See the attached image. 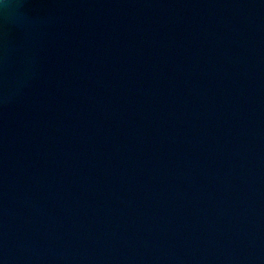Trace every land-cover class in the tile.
Masks as SVG:
<instances>
[{
	"label": "water",
	"instance_id": "95a60500",
	"mask_svg": "<svg viewBox=\"0 0 264 264\" xmlns=\"http://www.w3.org/2000/svg\"><path fill=\"white\" fill-rule=\"evenodd\" d=\"M0 264H264V0H0Z\"/></svg>",
	"mask_w": 264,
	"mask_h": 264
}]
</instances>
